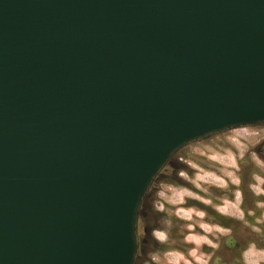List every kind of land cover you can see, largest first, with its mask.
<instances>
[{
    "label": "water",
    "instance_id": "obj_1",
    "mask_svg": "<svg viewBox=\"0 0 264 264\" xmlns=\"http://www.w3.org/2000/svg\"><path fill=\"white\" fill-rule=\"evenodd\" d=\"M264 124V0H0V264H134L154 179Z\"/></svg>",
    "mask_w": 264,
    "mask_h": 264
},
{
    "label": "flooded vegetation",
    "instance_id": "obj_2",
    "mask_svg": "<svg viewBox=\"0 0 264 264\" xmlns=\"http://www.w3.org/2000/svg\"><path fill=\"white\" fill-rule=\"evenodd\" d=\"M240 129L257 132L246 147L228 149L234 167L190 165L182 148L160 171L140 206L134 264H173L172 254L185 258L179 264H264V124ZM201 172L220 183L198 179Z\"/></svg>",
    "mask_w": 264,
    "mask_h": 264
},
{
    "label": "rangeland",
    "instance_id": "obj_3",
    "mask_svg": "<svg viewBox=\"0 0 264 264\" xmlns=\"http://www.w3.org/2000/svg\"><path fill=\"white\" fill-rule=\"evenodd\" d=\"M257 130L256 129H238L220 133L211 138H207L204 140H200L194 143H191L184 147V149L179 153L184 157L185 163L195 166V162H205L204 160L215 159L223 163L224 165H230L231 167L235 166V161L232 160L231 155L228 152V149H241L247 146L248 140H251L255 137ZM175 160H172L174 163ZM184 163V162H183ZM233 170V168H231ZM198 179L210 180L218 182L217 178L211 177V175H206L207 173H202ZM203 175H206L204 177ZM210 176V177H207ZM233 182H237L236 178L231 177ZM157 184L165 185V182L159 178L156 181ZM169 186V185H167ZM171 188L170 193L172 199H176L178 197V193H176V189ZM169 191V190H168ZM170 197V194H167ZM169 260L173 264H179L181 261H184L185 258L178 254H172L168 256Z\"/></svg>",
    "mask_w": 264,
    "mask_h": 264
}]
</instances>
